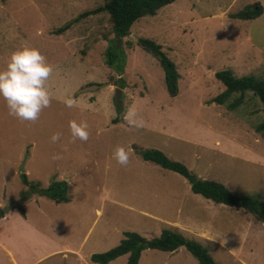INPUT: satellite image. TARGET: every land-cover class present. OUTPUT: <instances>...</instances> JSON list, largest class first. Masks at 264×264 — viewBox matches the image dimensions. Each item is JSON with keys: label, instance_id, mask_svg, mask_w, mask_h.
<instances>
[{"label": "rangeland", "instance_id": "1", "mask_svg": "<svg viewBox=\"0 0 264 264\" xmlns=\"http://www.w3.org/2000/svg\"><path fill=\"white\" fill-rule=\"evenodd\" d=\"M107 1L0 0V68L22 44L39 48L53 66L51 103L36 121L10 116L0 99V208L24 200L25 210L23 215L17 207L0 219V239L16 264H97L91 257L119 245L125 232L149 240L173 229L201 242L217 264H264V223L255 215L195 194L182 175L138 154L139 148L159 149L199 178L264 202V134L256 131L264 121L261 101L249 91L235 110L228 103L240 94L224 105L211 103L225 90L216 78L219 71L264 80V14L249 21L231 18L255 2L264 6V0H176L140 18L121 41L126 53L121 76L106 63L109 40L116 37L108 13L55 33ZM138 38L161 44L176 63L181 75L176 97ZM67 98L75 101L70 108ZM118 105L132 107L143 126L129 125L117 114ZM70 120L87 122L86 141L72 138ZM55 132L61 136L52 143ZM118 145L130 149L127 165L112 156ZM23 171L39 187L26 186ZM55 180L68 183L69 202L44 194ZM128 258L109 264H127ZM0 264L14 262L0 252ZM139 264L198 261L184 247L148 248Z\"/></svg>", "mask_w": 264, "mask_h": 264}, {"label": "trees", "instance_id": "2", "mask_svg": "<svg viewBox=\"0 0 264 264\" xmlns=\"http://www.w3.org/2000/svg\"><path fill=\"white\" fill-rule=\"evenodd\" d=\"M175 1L176 0H108L102 6L82 12L75 19L56 30L55 33L62 34L74 24L90 16L98 15L103 12L108 13L112 24V30L116 37L109 40V46L106 52V63L116 74L121 76L126 63V53L121 42L122 39L131 34V28L140 18L154 16L161 8ZM263 14L264 6L261 2H255L243 10L231 14V18L249 21L255 20ZM126 43L128 47H133L130 42ZM137 45L158 60L164 71L168 93L170 96L176 97L179 93V80L181 78L176 63L169 58L167 53L163 50V46L152 39L138 38ZM216 78L225 85V90L216 96L211 103L224 105L228 103L232 95L240 94L233 102L228 103V108L230 110H235L241 106L245 94L250 91L259 98L264 112V80H260L253 75L239 77L230 69L217 72ZM115 82L119 87L124 86L123 80L115 79ZM123 112H125V109L121 105H118L117 114L122 117ZM121 117L118 118L117 116L113 120V123H119ZM256 131L264 134V121L256 127ZM138 154L144 161L154 163L163 169L182 175L190 183L191 190L195 194H199L218 204L245 210L247 213L255 215L264 223V202L259 196L250 193H235L220 182L199 178L196 174L192 173L183 162L170 159L159 149L143 150L139 148ZM21 178L23 183L32 190L39 187L38 183L29 180L28 175L24 171L21 173ZM43 192L49 199L56 203L70 201L68 196L69 186L64 180L52 181ZM20 208L22 214L25 215L23 206ZM124 234L125 236L119 245L104 253L94 254L91 257V261L97 264H109L123 255H128L127 264H139L142 252L145 249L150 248L166 252H175L184 247L197 259L198 264H217L206 246L199 241L187 238L177 230L164 229L160 236L149 240L138 232L128 231Z\"/></svg>", "mask_w": 264, "mask_h": 264}, {"label": "clouds", "instance_id": "3", "mask_svg": "<svg viewBox=\"0 0 264 264\" xmlns=\"http://www.w3.org/2000/svg\"><path fill=\"white\" fill-rule=\"evenodd\" d=\"M53 73V66L47 61L39 48L29 44H22L14 49L6 62L0 68V99L5 103L8 114L21 121H36L42 110L49 107L52 93L49 79ZM67 107H72L75 101L67 98L64 101ZM132 107H128L123 114V119L136 128L143 126L142 119H136ZM69 129L73 139L86 141L89 136L88 124L84 120L69 121ZM61 134L55 132L50 141L56 143ZM129 151L123 145L115 147L112 156L120 165L129 163ZM54 155L53 159H59ZM97 214H100L99 209Z\"/></svg>", "mask_w": 264, "mask_h": 264}, {"label": "crops", "instance_id": "4", "mask_svg": "<svg viewBox=\"0 0 264 264\" xmlns=\"http://www.w3.org/2000/svg\"><path fill=\"white\" fill-rule=\"evenodd\" d=\"M101 214V212H100ZM99 214V215H100ZM4 219V218H3ZM2 220V219H1ZM3 234V233H1ZM0 252L6 254L8 257L11 258V260L16 264L15 256L12 252V250L6 245V243H3V241L0 239Z\"/></svg>", "mask_w": 264, "mask_h": 264}, {"label": "water", "instance_id": "5", "mask_svg": "<svg viewBox=\"0 0 264 264\" xmlns=\"http://www.w3.org/2000/svg\"><path fill=\"white\" fill-rule=\"evenodd\" d=\"M23 202L24 200H19L17 202L12 203L6 208H0V219L3 218L6 213L11 212L15 208L22 206Z\"/></svg>", "mask_w": 264, "mask_h": 264}]
</instances>
